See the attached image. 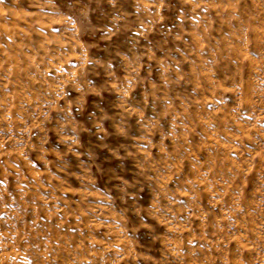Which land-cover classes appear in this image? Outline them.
<instances>
[{
    "label": "rangeland",
    "instance_id": "obj_1",
    "mask_svg": "<svg viewBox=\"0 0 264 264\" xmlns=\"http://www.w3.org/2000/svg\"><path fill=\"white\" fill-rule=\"evenodd\" d=\"M0 264H264V0H0Z\"/></svg>",
    "mask_w": 264,
    "mask_h": 264
}]
</instances>
